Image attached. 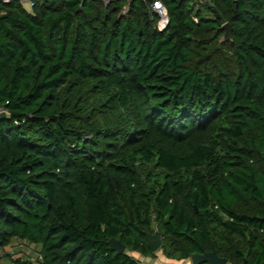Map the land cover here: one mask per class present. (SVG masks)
Here are the masks:
<instances>
[{
	"label": "trees",
	"instance_id": "obj_1",
	"mask_svg": "<svg viewBox=\"0 0 264 264\" xmlns=\"http://www.w3.org/2000/svg\"><path fill=\"white\" fill-rule=\"evenodd\" d=\"M151 1H0V264H264V0Z\"/></svg>",
	"mask_w": 264,
	"mask_h": 264
},
{
	"label": "water",
	"instance_id": "obj_2",
	"mask_svg": "<svg viewBox=\"0 0 264 264\" xmlns=\"http://www.w3.org/2000/svg\"><path fill=\"white\" fill-rule=\"evenodd\" d=\"M222 27L225 29L222 35V39H228L231 36V26L229 22H225L222 24ZM5 114L4 110H0V116ZM146 238L148 247L151 250H155L161 244V236L157 232L146 231ZM109 246L111 249H114L117 253L123 252L126 248L125 244L119 239L115 237H110L108 239ZM189 260L191 264H227V257L219 255L214 248L205 251H194L190 253Z\"/></svg>",
	"mask_w": 264,
	"mask_h": 264
},
{
	"label": "rangeland",
	"instance_id": "obj_3",
	"mask_svg": "<svg viewBox=\"0 0 264 264\" xmlns=\"http://www.w3.org/2000/svg\"><path fill=\"white\" fill-rule=\"evenodd\" d=\"M38 248L39 246L33 243L14 239L10 245H7L4 249H0V261L2 263L8 262L6 253H10L12 257L28 256L34 259L38 255ZM159 251H161V249Z\"/></svg>",
	"mask_w": 264,
	"mask_h": 264
},
{
	"label": "built area",
	"instance_id": "obj_4",
	"mask_svg": "<svg viewBox=\"0 0 264 264\" xmlns=\"http://www.w3.org/2000/svg\"><path fill=\"white\" fill-rule=\"evenodd\" d=\"M0 1L9 2L11 0H0ZM18 1H20V3H22L28 9H30L34 4V0H18ZM100 1H102L103 3H107L109 0H100ZM195 1H203V0H195ZM150 8L158 16L157 26L159 28H163L168 21V13L164 3L162 2V0H152L150 4ZM124 10L125 9H123V11ZM178 264H191V262L189 258H183V259H178Z\"/></svg>",
	"mask_w": 264,
	"mask_h": 264
},
{
	"label": "crops",
	"instance_id": "obj_5",
	"mask_svg": "<svg viewBox=\"0 0 264 264\" xmlns=\"http://www.w3.org/2000/svg\"><path fill=\"white\" fill-rule=\"evenodd\" d=\"M159 250H155L152 255H144L137 251H131V254L140 264H178V259L167 257Z\"/></svg>",
	"mask_w": 264,
	"mask_h": 264
}]
</instances>
